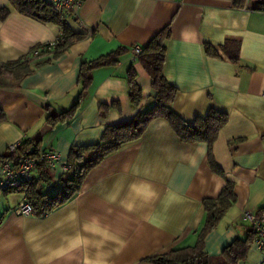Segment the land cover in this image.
<instances>
[{"label":"crops","instance_id":"obj_1","mask_svg":"<svg viewBox=\"0 0 264 264\" xmlns=\"http://www.w3.org/2000/svg\"><path fill=\"white\" fill-rule=\"evenodd\" d=\"M7 4L0 0V8ZM254 6V0H86L83 26L68 19L86 38L55 62L35 60L33 66L42 64L19 84L0 87L8 118L0 126V157L11 144L33 139L68 163L73 147L99 143L108 126L154 105L151 78L133 62L131 48L145 47L171 24L163 73L178 89L172 110L189 125L211 109L228 116L212 147L182 142L167 121H153L138 142L93 168L78 194L43 216H18L24 195L0 191V264H153L151 257L195 246L203 201L217 198L228 182L236 201L205 237V253L217 257L247 238L244 213L264 209V12ZM60 33L58 25L12 13L0 21V62L23 59ZM121 47L127 52L117 65L93 72L77 114L49 127L47 106L57 114L76 102L82 62ZM131 66L143 91L138 107L129 99ZM50 173L46 188L61 187L67 173ZM237 264H264L254 240Z\"/></svg>","mask_w":264,"mask_h":264},{"label":"trees","instance_id":"obj_2","mask_svg":"<svg viewBox=\"0 0 264 264\" xmlns=\"http://www.w3.org/2000/svg\"><path fill=\"white\" fill-rule=\"evenodd\" d=\"M6 7L0 8V21H6L12 13L41 23H53L61 29L59 38L52 49L45 48L42 55L46 57H33V52L42 49L45 44L31 48L29 55L23 59L7 63L0 62V87L19 84L26 76L30 75L39 65L33 66L35 60L55 62L75 43L85 39L87 34H77L70 27L68 20H63L61 15L53 10L49 0H7ZM255 9L264 12V0L255 1ZM171 37V24L161 30L143 49L139 63L148 73L152 81L154 92V105L146 110L139 111L133 118L108 126L99 143L88 146H75L71 149L68 158V172L73 170V177L61 181V187L53 194H47L44 189L52 182L50 169L41 161L38 163L37 174L31 182L24 183L18 190L32 205L33 213L43 216L61 205L67 203L83 186L88 173L103 159L120 151L122 148L138 142L149 125L158 119L167 121L178 138L185 143H206L210 147L217 141L221 129L228 123V116L211 109L205 117H197L192 125L183 121L173 110L172 105L178 89L165 78L163 68L166 60V42ZM127 49L118 48L107 55L97 59L83 61L79 73V90L76 102L67 110L57 114L49 113L47 109L46 123L54 128L73 118L80 110L89 88L93 81V72L102 67L115 66ZM51 57H48V56ZM129 99L138 107L143 101V91L137 82V73L133 66L127 74ZM104 107H101V109ZM45 109V110H46ZM102 115H106L103 112ZM7 115L0 107V126L7 122ZM40 142L25 139L21 142L16 152L7 149L0 157V164L11 162L14 167L20 164L21 158L37 157ZM34 150L33 153L31 151ZM216 172L222 174L218 168ZM236 201L234 186L228 182L217 198H208L203 201L206 216L203 227L198 234L195 246L182 247L168 253L156 255L148 259L153 264H237L245 260L255 233L250 230L246 239H236L217 256H209L204 250L205 237L216 229L225 213ZM264 210V209H263Z\"/></svg>","mask_w":264,"mask_h":264},{"label":"built area","instance_id":"obj_3","mask_svg":"<svg viewBox=\"0 0 264 264\" xmlns=\"http://www.w3.org/2000/svg\"><path fill=\"white\" fill-rule=\"evenodd\" d=\"M54 11L61 15L63 20L69 18L75 19L78 25L83 26L79 19V11L84 6L86 0H49ZM56 42L45 43L42 49L35 50L33 57L41 58L45 48L52 49ZM144 47L137 44L131 48L133 62L138 61L143 53ZM48 57H51L50 55ZM23 141V140H22ZM21 141V142H22ZM21 142L13 143L9 146L10 150L16 152ZM43 161L50 171L60 170L66 174L68 172V163L63 160L60 153L53 149L38 150V156L21 158L20 164L14 167L11 162L2 165L3 173L0 177V191L12 192L18 190L24 183L31 182L35 178L38 163ZM18 216H28L33 214L32 205L24 198L14 209ZM244 221L249 224L250 229L255 233L254 245L264 257V210L255 214L247 211L243 215Z\"/></svg>","mask_w":264,"mask_h":264},{"label":"rangeland","instance_id":"obj_4","mask_svg":"<svg viewBox=\"0 0 264 264\" xmlns=\"http://www.w3.org/2000/svg\"><path fill=\"white\" fill-rule=\"evenodd\" d=\"M154 101V96H153V98H151V101L150 102H153ZM155 102V101H154ZM73 170H71L69 173H67L65 176H64V180H67V179H70V178H72L73 177ZM60 189V187L59 186H52V187H49L48 189L47 188H45L44 189V191L45 192H48V193H54V192H56L57 190H59ZM17 194H15V195H17L18 197H19V195H21L20 193H18V192H16Z\"/></svg>","mask_w":264,"mask_h":264},{"label":"flooded vegetation","instance_id":"obj_5","mask_svg":"<svg viewBox=\"0 0 264 264\" xmlns=\"http://www.w3.org/2000/svg\"><path fill=\"white\" fill-rule=\"evenodd\" d=\"M237 1H240V2H247V1H251V0H237Z\"/></svg>","mask_w":264,"mask_h":264},{"label":"water","instance_id":"obj_6","mask_svg":"<svg viewBox=\"0 0 264 264\" xmlns=\"http://www.w3.org/2000/svg\"><path fill=\"white\" fill-rule=\"evenodd\" d=\"M33 152H34V150L31 151V153H33Z\"/></svg>","mask_w":264,"mask_h":264}]
</instances>
